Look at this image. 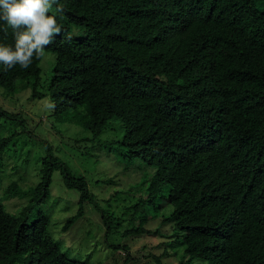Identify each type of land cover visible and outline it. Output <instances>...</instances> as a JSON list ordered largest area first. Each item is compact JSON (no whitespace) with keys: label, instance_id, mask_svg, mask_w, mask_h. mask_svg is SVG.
<instances>
[{"label":"trees","instance_id":"trees-1","mask_svg":"<svg viewBox=\"0 0 264 264\" xmlns=\"http://www.w3.org/2000/svg\"><path fill=\"white\" fill-rule=\"evenodd\" d=\"M264 0H59L62 31L47 86L54 116L82 108L96 140L115 120L116 144L153 169L146 198L133 210L166 206L178 264H264ZM73 27L81 30L72 36ZM0 43L13 44L11 29ZM40 60L27 70L0 65V89L32 79L39 99ZM24 124L0 107V119ZM12 135L0 138V164ZM89 141V140H88ZM105 144V143H104ZM79 194L63 230L99 211L84 178H75L47 146L35 195L15 214L0 202V264H89L70 259L39 207L52 175ZM152 192V194H151ZM156 200V201H155ZM154 203V204H153ZM110 216V217H109ZM108 232L111 214L101 211ZM146 218L142 221L145 222Z\"/></svg>","mask_w":264,"mask_h":264},{"label":"rangeland","instance_id":"rangeland-1","mask_svg":"<svg viewBox=\"0 0 264 264\" xmlns=\"http://www.w3.org/2000/svg\"><path fill=\"white\" fill-rule=\"evenodd\" d=\"M258 6L264 10L263 2ZM81 34L73 27V37ZM54 60V54L45 53L39 64V99L31 98L32 79L15 76L16 88L11 94L0 89V107L24 120L19 126L10 119H0V138L12 135L0 164V202L15 214L35 195L40 165L49 146L75 178L86 180L99 207L97 211L92 204H85L84 215L64 231L65 220L77 211L79 194L64 186L59 171L53 173L50 198L39 209L49 215V232L68 258L88 260L89 264H178L182 246H170L173 231L169 224H163L171 207L159 211L130 207L138 198L147 197L153 169L140 160L130 161L116 144L106 145L120 137L119 123L112 120L99 138L91 140L83 127L88 116L82 108L54 116L47 94ZM101 211L111 214L109 232Z\"/></svg>","mask_w":264,"mask_h":264},{"label":"clouds","instance_id":"clouds-1","mask_svg":"<svg viewBox=\"0 0 264 264\" xmlns=\"http://www.w3.org/2000/svg\"><path fill=\"white\" fill-rule=\"evenodd\" d=\"M62 14L59 0H0V32L11 29L13 44L0 43V65L5 70L19 66L27 70L45 55L49 45L61 34L56 17Z\"/></svg>","mask_w":264,"mask_h":264}]
</instances>
